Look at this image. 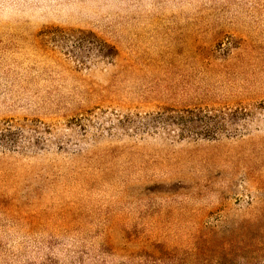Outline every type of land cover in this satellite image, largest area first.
I'll list each match as a JSON object with an SVG mask.
<instances>
[{
	"label": "rangeland",
	"instance_id": "1",
	"mask_svg": "<svg viewBox=\"0 0 264 264\" xmlns=\"http://www.w3.org/2000/svg\"><path fill=\"white\" fill-rule=\"evenodd\" d=\"M0 264H264V0H0Z\"/></svg>",
	"mask_w": 264,
	"mask_h": 264
},
{
	"label": "trees",
	"instance_id": "2",
	"mask_svg": "<svg viewBox=\"0 0 264 264\" xmlns=\"http://www.w3.org/2000/svg\"><path fill=\"white\" fill-rule=\"evenodd\" d=\"M212 116L211 115H204V122H207L206 127H209V121L211 120ZM201 121H203V119H201Z\"/></svg>",
	"mask_w": 264,
	"mask_h": 264
}]
</instances>
